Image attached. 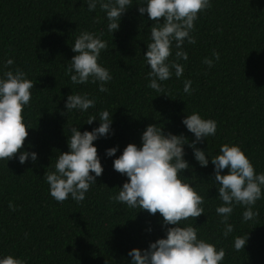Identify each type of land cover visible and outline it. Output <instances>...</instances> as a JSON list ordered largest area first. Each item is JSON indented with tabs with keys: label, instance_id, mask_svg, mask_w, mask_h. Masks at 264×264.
Here are the masks:
<instances>
[{
	"label": "trees",
	"instance_id": "obj_1",
	"mask_svg": "<svg viewBox=\"0 0 264 264\" xmlns=\"http://www.w3.org/2000/svg\"><path fill=\"white\" fill-rule=\"evenodd\" d=\"M86 7L83 0H0V66L12 58L9 67H19L34 83L22 111L28 126L22 147L35 151L37 160L20 164L15 155L0 160V256L11 254L25 264H129V249L146 248L164 235L158 212L149 214L110 199L127 179L112 168L114 156L129 142L139 146L140 134L150 123L192 140L181 119L196 111L216 121L215 135L202 138L197 147L212 156L223 143L238 144L254 170L264 172V0H211L194 21L190 34L196 43L185 41L182 46L188 56L178 60L184 66L182 76L162 82L167 95L147 86L143 52L154 23L147 13L141 16L133 3L110 34L104 13ZM81 30L103 33L101 39L107 42L98 60L112 75L107 92H98L91 82L74 85L65 71ZM214 50L219 60L209 68L202 61ZM185 79L192 82L191 94L182 91ZM77 92L95 97L94 107L65 113L67 95ZM105 108L112 111V132L93 141L102 174L83 201L69 197L57 202L43 174L52 170L59 152L67 151L69 125L90 131L99 121H83ZM111 146L117 152L106 156ZM183 147L190 167L182 175L204 196L205 213L182 223H193L199 237L224 249L221 264H264V189L253 206L258 213L254 220L242 222L244 207L235 206L228 221L233 232L224 236L215 212L220 201L213 165L209 160L200 166L191 148ZM246 233L245 245L235 250L234 237Z\"/></svg>",
	"mask_w": 264,
	"mask_h": 264
},
{
	"label": "clouds",
	"instance_id": "obj_2",
	"mask_svg": "<svg viewBox=\"0 0 264 264\" xmlns=\"http://www.w3.org/2000/svg\"><path fill=\"white\" fill-rule=\"evenodd\" d=\"M83 3L90 12L98 7L104 13L110 34L118 30L121 16L133 3L141 16L147 13L148 19L154 23L150 25L149 42L143 57L149 68L147 86L158 94H166L162 82L173 75L176 78L182 76L184 66L178 60L188 59L182 46L185 41L196 43L190 34L194 30V21L199 12L211 6V0H83ZM102 35L81 30L75 37L71 44L75 54L65 68L72 84L91 82L97 85L98 92L108 91L106 84L112 75L98 62L101 51L108 47L101 39ZM173 48L176 49L175 59L170 60ZM214 60H219V53L215 50L211 58L205 57L202 62L210 68ZM13 63V59L8 58L0 66V160L6 161L15 155L17 161L24 164L26 160H37L35 151H26L22 147L28 135L22 111L29 104L34 83L19 67L10 68ZM191 83L190 79L183 81L184 93L191 94ZM95 103V97L88 93L68 94L64 111L86 112ZM93 120L99 123L90 131L81 132L76 126L69 125L67 151L59 152L52 170L43 174L49 195L57 202L69 197L77 203L83 201L90 186L96 184V178L102 174L103 166L93 141L111 134L112 111L107 108L98 110L83 122L91 125ZM181 123L193 134L192 140L183 133L164 132L158 124L150 123L140 134L139 146L129 142L118 156H114L117 146L105 149L106 156H114L112 168L127 177L110 199L135 210H146L149 214L158 212L162 217L164 235L150 241L146 248L129 249V264H221L224 260L222 247L217 248L199 237L193 223H182L205 213L204 196L182 175V170L190 167L183 158L185 144L191 148L193 158L200 166L206 167L209 160L213 165L212 180L220 201L215 212L224 225V236L233 232V225L228 221L235 206L244 207L242 222L254 220L258 215L253 206L262 198L264 172L254 170L238 144L223 143L212 156L206 153V148L196 146L202 138L215 135L214 119L193 111L185 114ZM225 168L227 172L221 174ZM167 225L171 226L164 227ZM246 239L247 233L234 237V249L241 250ZM0 264H25V261L7 254L0 256Z\"/></svg>",
	"mask_w": 264,
	"mask_h": 264
}]
</instances>
